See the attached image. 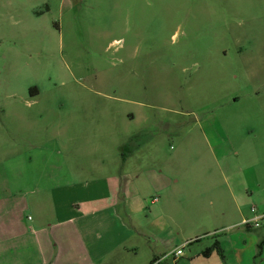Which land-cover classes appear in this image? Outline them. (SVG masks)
<instances>
[{"label":"rangeland","instance_id":"374dc122","mask_svg":"<svg viewBox=\"0 0 264 264\" xmlns=\"http://www.w3.org/2000/svg\"><path fill=\"white\" fill-rule=\"evenodd\" d=\"M117 174L126 223L162 195L192 251L226 237L190 264H264V0H0V230Z\"/></svg>","mask_w":264,"mask_h":264},{"label":"crops","instance_id":"0c3cea01","mask_svg":"<svg viewBox=\"0 0 264 264\" xmlns=\"http://www.w3.org/2000/svg\"><path fill=\"white\" fill-rule=\"evenodd\" d=\"M137 139L138 136H133L129 138L128 143L136 142ZM127 154L132 156V152ZM127 154L125 150L120 153L121 166L125 165ZM105 190L107 191L104 192ZM121 190L122 179L118 174L102 178L95 183L86 182L72 184L67 189H51V195L56 196L55 203L51 201L54 217L35 220L31 217L24 219L22 216L15 223H6V229L0 230V253L3 260L1 264H120L123 261L138 260L142 252L146 259L141 264H190L191 261L208 263L213 259L215 253L208 258L201 255L211 246H199L192 251V241L200 242L195 241L200 238L198 234L192 235L193 239H183V227L175 222L176 218L171 216V211L167 213L166 204L170 203L172 209L175 207L172 199H164L162 195L158 199L154 198L149 209L152 219L147 220L146 224L126 223L118 209L123 206V212L129 216L126 210L127 201ZM162 190L159 193H162ZM36 193L37 191H34V194ZM35 199L34 196V203ZM22 204L19 214L29 210L28 203ZM80 205L83 207L80 208ZM239 215V218L232 222L229 219L228 222L222 221L215 230L226 233L228 229L236 228V231L241 233L243 230L237 228L246 226V221L250 220L242 214ZM261 216L263 217L264 213ZM33 220L34 225L31 224ZM245 229L249 231L252 228L249 226ZM225 238L220 242L224 252L222 262H226ZM190 242L192 243L189 244ZM255 242H258V239ZM262 242L263 240H260L257 244L258 250ZM184 246H191L190 255L184 254ZM179 248L181 254L173 256ZM233 249L238 253L242 251V248L237 246ZM168 255L172 257L171 260ZM181 256H184V262L182 260L176 263L177 258Z\"/></svg>","mask_w":264,"mask_h":264},{"label":"trees","instance_id":"16d2710c","mask_svg":"<svg viewBox=\"0 0 264 264\" xmlns=\"http://www.w3.org/2000/svg\"><path fill=\"white\" fill-rule=\"evenodd\" d=\"M263 219H264V218H263ZM248 227H249V226H248ZM195 241L197 242V241H199V240L196 239ZM191 243H192V242H191ZM191 243H189V244H191ZM193 243H195V242H193ZM263 245H264V240H263V242L259 245V250H260V251L262 250V246H263ZM213 253H216V254L220 257V259L224 260V252H223V250H222V247H221V245H220V242L217 241V240L214 241V243H213V245H212L211 247L205 249V250L202 252L201 255H202L204 258H208V257H210Z\"/></svg>","mask_w":264,"mask_h":264},{"label":"built area","instance_id":"2783aa9c","mask_svg":"<svg viewBox=\"0 0 264 264\" xmlns=\"http://www.w3.org/2000/svg\"><path fill=\"white\" fill-rule=\"evenodd\" d=\"M264 218V216L262 217V219ZM247 225L249 224V223H246ZM256 226H257V223L255 224ZM181 254V250H177L176 252H174L172 255L173 256H179Z\"/></svg>","mask_w":264,"mask_h":264}]
</instances>
